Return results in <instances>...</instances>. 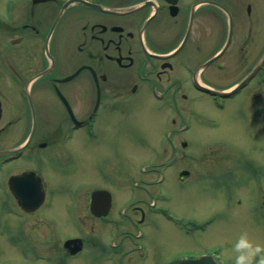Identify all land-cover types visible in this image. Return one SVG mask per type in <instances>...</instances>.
Returning <instances> with one entry per match:
<instances>
[{
	"label": "flooded vegetation",
	"instance_id": "1",
	"mask_svg": "<svg viewBox=\"0 0 264 264\" xmlns=\"http://www.w3.org/2000/svg\"><path fill=\"white\" fill-rule=\"evenodd\" d=\"M69 1L0 0V203L26 224L49 212L58 196L67 198L71 237H81L83 248L74 255L64 250V264L119 257L130 262L138 249L129 229L147 220L151 201L136 198L117 210L112 194L99 196L97 211L106 214H96L93 191L105 187L62 193V175L75 173L70 152L81 139L99 138L100 146L122 152L125 123L146 98L166 127L167 141L158 149L180 150L193 127L203 131L207 115L199 102L213 105L202 86L220 90L221 76L252 69V14L244 13L241 0ZM220 5L246 25L233 33L236 47L225 60L228 50L215 56L227 37ZM115 167L122 169L119 162ZM64 189L72 188L66 183ZM24 200L41 202L27 210ZM129 209L125 223L122 211Z\"/></svg>",
	"mask_w": 264,
	"mask_h": 264
},
{
	"label": "rangeland",
	"instance_id": "2",
	"mask_svg": "<svg viewBox=\"0 0 264 264\" xmlns=\"http://www.w3.org/2000/svg\"><path fill=\"white\" fill-rule=\"evenodd\" d=\"M241 1L252 5L253 25L248 48L253 51L255 64L256 57L264 51V0ZM245 27V24H235V31ZM235 47L232 44L228 50ZM228 54L227 51L223 60ZM238 78L229 74L221 76L219 86L227 87ZM261 92L262 88L252 82L235 97L224 98L228 106L219 109L220 112L203 99L198 108L207 115L206 121L213 122L206 124V130L201 133H196L193 127V131L185 135L189 147L169 151L167 155L157 151L163 143L166 127L147 98L142 100L131 121L125 123L126 149L122 152L116 153L112 144L110 148L107 143L100 146L104 144L102 138L97 139V143L90 139L79 140V147L70 152L75 173L69 178L62 175L63 187L68 183L72 189L62 188L63 194H84L93 187H105L112 193L115 207L129 199L144 197L152 201V207L140 229L138 225L129 229L131 244L138 249L132 261L121 257L90 258L87 263L78 260L73 264H168L185 254L203 252L217 254L224 264H234L233 246L242 232L247 231L252 239L264 244ZM146 144L156 146L154 151L157 152L146 149ZM156 154L157 162L170 160L173 164L154 168ZM116 162L121 163L123 170L115 167ZM183 167L189 169L191 175L181 181L178 171ZM151 169L157 170L151 173ZM66 200L58 196L49 212L27 218L26 227L19 216H8L4 202L0 203V211H4L0 213V264H7L6 258L10 264L13 260L14 264H53L48 261L52 257L54 262L60 258L63 263L62 240L74 229ZM130 209L124 211L125 223ZM55 215L60 218L52 226L50 218ZM111 234L105 233L107 242ZM11 236L15 238L14 245L10 244ZM121 242L118 236L117 243ZM38 248L42 249L40 256Z\"/></svg>",
	"mask_w": 264,
	"mask_h": 264
},
{
	"label": "clouds",
	"instance_id": "3",
	"mask_svg": "<svg viewBox=\"0 0 264 264\" xmlns=\"http://www.w3.org/2000/svg\"><path fill=\"white\" fill-rule=\"evenodd\" d=\"M234 264H264V244L252 239L247 231L234 243Z\"/></svg>",
	"mask_w": 264,
	"mask_h": 264
},
{
	"label": "water",
	"instance_id": "4",
	"mask_svg": "<svg viewBox=\"0 0 264 264\" xmlns=\"http://www.w3.org/2000/svg\"><path fill=\"white\" fill-rule=\"evenodd\" d=\"M228 45V44H227ZM226 48V45L225 47L223 48V50L221 51V53L225 50ZM264 60V57L263 59ZM260 64V63H259ZM259 64L256 66V68L259 66ZM255 70V69H254ZM188 172H184V174H187ZM103 193H107V191H104V190H97L94 192V195H101ZM96 200V198H95ZM40 201V200H39ZM37 201V202H39ZM29 200H26V204H29ZM32 202V201H31ZM97 202V201H96ZM38 204V203H37ZM35 205L33 206H30L29 208H33ZM72 241H75V242H78L79 240H70L69 243H67V245H69ZM173 264H218L211 256H204L202 258H199V259H187V260H183V261H180V262H176V263H173Z\"/></svg>",
	"mask_w": 264,
	"mask_h": 264
}]
</instances>
